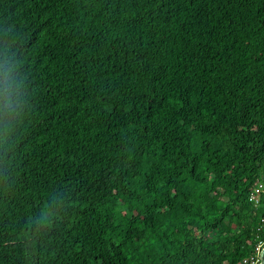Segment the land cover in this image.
I'll return each mask as SVG.
<instances>
[{"label": "trees", "instance_id": "1", "mask_svg": "<svg viewBox=\"0 0 264 264\" xmlns=\"http://www.w3.org/2000/svg\"><path fill=\"white\" fill-rule=\"evenodd\" d=\"M259 182L264 0H0V264H249Z\"/></svg>", "mask_w": 264, "mask_h": 264}, {"label": "built area", "instance_id": "2", "mask_svg": "<svg viewBox=\"0 0 264 264\" xmlns=\"http://www.w3.org/2000/svg\"><path fill=\"white\" fill-rule=\"evenodd\" d=\"M255 207H260L264 204V183L259 182L250 194L249 200ZM264 222V220H263ZM264 249V243H260L257 247V254L245 261L249 264H260V254Z\"/></svg>", "mask_w": 264, "mask_h": 264}, {"label": "water", "instance_id": "3", "mask_svg": "<svg viewBox=\"0 0 264 264\" xmlns=\"http://www.w3.org/2000/svg\"><path fill=\"white\" fill-rule=\"evenodd\" d=\"M260 264H264V249L262 250L260 254Z\"/></svg>", "mask_w": 264, "mask_h": 264}]
</instances>
